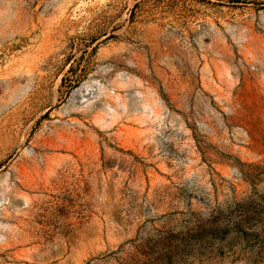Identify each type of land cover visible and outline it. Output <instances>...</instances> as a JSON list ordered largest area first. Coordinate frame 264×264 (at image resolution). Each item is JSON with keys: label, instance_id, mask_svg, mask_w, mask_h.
Masks as SVG:
<instances>
[{"label": "rangeland", "instance_id": "1", "mask_svg": "<svg viewBox=\"0 0 264 264\" xmlns=\"http://www.w3.org/2000/svg\"><path fill=\"white\" fill-rule=\"evenodd\" d=\"M0 264H264V0H0Z\"/></svg>", "mask_w": 264, "mask_h": 264}, {"label": "clouds", "instance_id": "2", "mask_svg": "<svg viewBox=\"0 0 264 264\" xmlns=\"http://www.w3.org/2000/svg\"><path fill=\"white\" fill-rule=\"evenodd\" d=\"M0 239H3V237H0Z\"/></svg>", "mask_w": 264, "mask_h": 264}]
</instances>
